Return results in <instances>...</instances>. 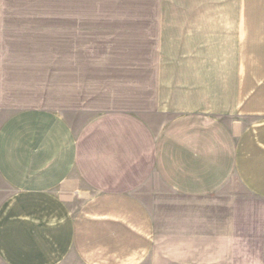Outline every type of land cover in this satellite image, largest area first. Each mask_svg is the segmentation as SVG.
Returning a JSON list of instances; mask_svg holds the SVG:
<instances>
[{
	"label": "crops",
	"instance_id": "obj_1",
	"mask_svg": "<svg viewBox=\"0 0 264 264\" xmlns=\"http://www.w3.org/2000/svg\"><path fill=\"white\" fill-rule=\"evenodd\" d=\"M0 264H264V0H0Z\"/></svg>",
	"mask_w": 264,
	"mask_h": 264
},
{
	"label": "rangeland",
	"instance_id": "obj_2",
	"mask_svg": "<svg viewBox=\"0 0 264 264\" xmlns=\"http://www.w3.org/2000/svg\"><path fill=\"white\" fill-rule=\"evenodd\" d=\"M10 19V18H9ZM27 20H32L35 24H16L11 23L15 22V19H10V27L9 29H47V26L44 27L43 22L47 21V17H37L34 19H24V22ZM22 21V19H19ZM41 23V24H40ZM42 25V26H41ZM9 43L14 45L15 51L14 54H21V55H29L31 57H36L39 54L42 55L43 58H47V52L44 50H39L38 43H36L37 37H8ZM19 49V52L16 50ZM38 50V51H37Z\"/></svg>",
	"mask_w": 264,
	"mask_h": 264
}]
</instances>
